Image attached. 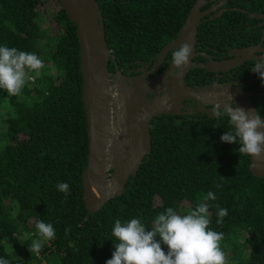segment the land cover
Instances as JSON below:
<instances>
[{
    "label": "trees",
    "instance_id": "1",
    "mask_svg": "<svg viewBox=\"0 0 264 264\" xmlns=\"http://www.w3.org/2000/svg\"><path fill=\"white\" fill-rule=\"evenodd\" d=\"M50 1L0 0V46L34 52L44 64L40 76L32 73L34 79L22 89L23 98L0 91L5 102L0 111V257L11 264H105L117 242L111 234L116 219L140 218L150 230L159 213L172 207L186 214L212 191L216 200L207 201L209 227L224 233L222 251L230 253L232 264H264V175L249 171L248 156L235 151L238 144L221 142L230 130L227 116L154 117L149 153L123 193L86 210L80 181L86 124L75 25L53 0L57 30L50 34L43 28L39 18ZM96 1L107 46L115 64L124 67L172 39L194 0ZM260 2L239 0L237 6L264 11ZM225 14L228 18L212 22L248 18L238 10L220 16ZM218 27L210 33L218 36ZM236 27L244 30L242 24ZM108 69H114L111 61ZM194 71L204 75L203 69ZM60 182L70 185L67 198L56 187ZM217 205L228 210L223 224H217ZM37 220L51 223L55 238L31 254Z\"/></svg>",
    "mask_w": 264,
    "mask_h": 264
},
{
    "label": "water",
    "instance_id": "2",
    "mask_svg": "<svg viewBox=\"0 0 264 264\" xmlns=\"http://www.w3.org/2000/svg\"><path fill=\"white\" fill-rule=\"evenodd\" d=\"M212 0H194L180 26L177 37L166 43L160 51V59L173 45L192 44L200 18L214 11L227 0H217L207 9L200 10ZM67 18L75 25L78 44V67L81 74V102L83 104L86 130V162L80 174L82 200L88 212L99 209L108 199L123 193L130 176H134L145 155L149 153L150 121L164 113H181V101L192 98L201 105L235 104L245 111H255L247 91L233 85H213L208 88H194L183 80L187 70L204 65L190 61L183 75H175L171 63L167 74L169 80H160L155 91L154 80L144 76L108 69V62L115 64L114 53L104 38L103 21L96 0H57ZM221 8L211 17L217 16ZM238 10V9H236ZM261 17L258 13L251 16ZM259 49L257 45L235 49L243 56L225 60L224 67L233 66L247 54ZM263 50V49H261ZM141 63V62H140ZM222 63H220L221 65ZM219 63H215L217 67ZM205 67V66H204ZM156 68V64L154 66ZM208 69V68H207ZM218 69V68H217ZM216 69V70H217ZM210 70V69H208ZM148 93H153L147 99ZM117 95H113V93ZM161 92V94H160ZM181 104V105H180ZM183 108L189 112L185 105ZM195 110V111H198ZM207 113V117L214 116ZM264 130V129H262ZM249 158V171L254 176L264 175V159Z\"/></svg>",
    "mask_w": 264,
    "mask_h": 264
},
{
    "label": "clouds",
    "instance_id": "3",
    "mask_svg": "<svg viewBox=\"0 0 264 264\" xmlns=\"http://www.w3.org/2000/svg\"><path fill=\"white\" fill-rule=\"evenodd\" d=\"M192 51V45L187 42L172 49L170 63L174 70H179L175 72L177 78L183 75L182 69L188 67ZM43 67V61L34 52L0 46V89L8 95H19L26 83L34 79L32 73H35V77L40 76ZM250 70L264 81V56L256 60ZM210 111L217 119L228 117L230 130L220 137L221 142L238 144L239 148L235 151L239 156H251L257 161L264 159V119L259 111H245L235 104L219 103ZM56 187L67 198L70 185L60 182ZM211 200H216V195L208 191L196 207L186 214L169 207L154 217L150 230L140 218L123 222L116 219L111 234L117 242L113 244L114 251L105 264H226L225 253L220 247L224 233L209 227L211 205L207 201ZM217 208V224H223L228 210L218 205ZM35 229L37 238L28 245L31 254H39L44 242L55 238L51 223L37 220ZM162 244L167 247V252ZM0 264L11 262L0 257Z\"/></svg>",
    "mask_w": 264,
    "mask_h": 264
},
{
    "label": "flooded vegetation",
    "instance_id": "4",
    "mask_svg": "<svg viewBox=\"0 0 264 264\" xmlns=\"http://www.w3.org/2000/svg\"><path fill=\"white\" fill-rule=\"evenodd\" d=\"M216 2L217 0H212L210 3L208 2L205 6L201 7L200 10L207 9L209 5ZM238 3L239 0H227L214 11L209 12L200 18V22L197 26V32L194 35V41L191 44L193 51L190 56V61L193 63L202 64L205 67H190L185 73L183 80L187 85L194 88H208L213 85H219V89H221V87L225 85H233L241 90L247 91L250 93L248 97L252 102L255 111H259L261 118L264 119V89L259 90L264 87V81H262L255 72L250 70L253 67L255 61L259 60L261 56H264V11L250 12L242 6H237ZM260 3H264V0H261ZM229 4H232V6ZM221 8L224 10L221 11L219 15L211 17ZM236 9L242 13H245L244 15H246L248 18L237 15V19L234 21L229 19L227 21H220L217 23L212 22L215 18H228L229 14H225L223 16L220 15L227 11H236ZM249 13H258L261 14V17L253 16L252 14L249 16ZM227 23L228 27L226 28ZM239 24H242L244 27L243 31L236 27ZM214 25H217V27L220 25V27L217 28V30H219L218 36L210 33V28H212ZM180 26L172 39L165 41L160 46L158 51L151 52L146 59H135L134 61L125 63L124 67H118L116 64H114V66L116 65L117 69L121 70L125 74L130 73L131 76L140 75L144 76L145 79L150 78L151 80H154V84L151 83L150 85L155 91L160 80H169L170 75L167 74V71L171 62V51L173 48L178 47L179 44L176 46L173 45L174 47L169 48L164 56L160 59L161 48L166 43L172 42L177 37ZM204 27L206 28L204 30L205 32L203 30L201 31V29ZM226 31L228 32V35ZM255 45H257L259 49L252 51L250 54L244 53V55L247 54V57L243 58L240 62L235 63L230 67H224L225 65L223 62L225 60L236 59L243 56V54L237 55L234 51L235 49ZM215 63H219V65L214 67ZM220 63L222 64L220 65ZM155 64L156 68H154ZM195 68L203 69L204 75L201 71L196 73L194 71ZM256 83H258L257 86L255 85ZM146 91L147 99H149L152 97L153 93H148V90ZM181 104V113L164 114L169 117H174L173 119H179L180 116L189 114L198 116L204 115L207 117L205 110L210 113V109L212 108L211 105H201L200 107L203 109L198 110V102L192 98L182 100ZM185 105L188 107L189 112L183 108Z\"/></svg>",
    "mask_w": 264,
    "mask_h": 264
},
{
    "label": "rangeland",
    "instance_id": "5",
    "mask_svg": "<svg viewBox=\"0 0 264 264\" xmlns=\"http://www.w3.org/2000/svg\"><path fill=\"white\" fill-rule=\"evenodd\" d=\"M53 4H54L53 0H51L50 3L47 2V5L45 4L46 6H48L47 9L45 10L46 12H42L41 16L39 18V21L43 25V28L49 30L50 34L52 32L55 33L57 30L54 26L55 21L53 19V14L55 13L56 10H55V4L54 5ZM45 5H44V9H45ZM28 82H32V79L29 80ZM0 91H4L7 94V92L3 89H0ZM14 96H18V95H14ZM20 97L23 98L24 96L22 94H20ZM3 104H5V102L0 99V111L2 110ZM30 233H31V231H30ZM49 242L50 241H45L44 245L48 246ZM224 251H227V250H224ZM224 253H225L226 264H232V261L230 260L231 259L230 253L229 252H224Z\"/></svg>",
    "mask_w": 264,
    "mask_h": 264
}]
</instances>
